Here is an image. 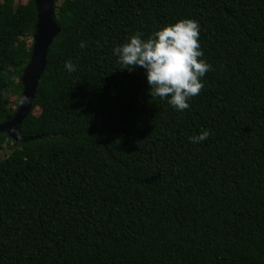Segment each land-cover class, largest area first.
Wrapping results in <instances>:
<instances>
[{
  "label": "trees",
  "instance_id": "1",
  "mask_svg": "<svg viewBox=\"0 0 264 264\" xmlns=\"http://www.w3.org/2000/svg\"><path fill=\"white\" fill-rule=\"evenodd\" d=\"M13 3L0 0V86L18 107L37 12ZM54 10L60 32L20 125L34 139L0 133L12 150L0 161V264H264V0ZM185 18L211 70L180 112L113 48ZM7 104L0 90V124L15 114ZM204 129L207 140L189 141Z\"/></svg>",
  "mask_w": 264,
  "mask_h": 264
},
{
  "label": "clouds",
  "instance_id": "2",
  "mask_svg": "<svg viewBox=\"0 0 264 264\" xmlns=\"http://www.w3.org/2000/svg\"><path fill=\"white\" fill-rule=\"evenodd\" d=\"M137 32L127 42L114 47L122 69L134 70L137 66L144 70L145 80L151 96L167 100L175 110L183 112L189 108V100L198 95L203 88L205 73L211 65L203 57L199 43L200 25L194 19H180L168 24L148 36L142 38ZM80 47H86L84 41ZM64 68L68 72L76 70V65L66 60ZM25 96L22 103H28ZM211 135L204 129L198 134L188 137L191 143H200Z\"/></svg>",
  "mask_w": 264,
  "mask_h": 264
},
{
  "label": "water",
  "instance_id": "3",
  "mask_svg": "<svg viewBox=\"0 0 264 264\" xmlns=\"http://www.w3.org/2000/svg\"><path fill=\"white\" fill-rule=\"evenodd\" d=\"M36 7L37 20L33 34L30 60L21 76L23 86L20 103L12 119L0 124V133L6 132L14 141H28L33 137H25L20 132V125L28 116L35 99L38 82L43 75L50 47L54 38L59 34L60 27L55 21L54 6L57 0H32ZM29 97L28 103H22L23 98Z\"/></svg>",
  "mask_w": 264,
  "mask_h": 264
},
{
  "label": "rangeland",
  "instance_id": "4",
  "mask_svg": "<svg viewBox=\"0 0 264 264\" xmlns=\"http://www.w3.org/2000/svg\"><path fill=\"white\" fill-rule=\"evenodd\" d=\"M27 2V0H14V5L13 6H18V5H24ZM13 12L11 9H2L1 14L4 16H8ZM27 45L30 47L33 44V37H30L29 39L26 40ZM51 59H53V54H51ZM0 90L3 94L4 97L8 98V104L7 107L12 109V110H17L16 106V101H17V96L13 93V87L10 85L4 83L3 85L0 86ZM39 110L36 109L34 110V114H38ZM11 148L9 147H2L0 148V161L8 157L11 153Z\"/></svg>",
  "mask_w": 264,
  "mask_h": 264
}]
</instances>
